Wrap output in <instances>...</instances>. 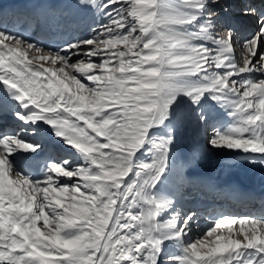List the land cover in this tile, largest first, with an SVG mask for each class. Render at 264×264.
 <instances>
[{
  "label": "snow or ice",
  "instance_id": "obj_1",
  "mask_svg": "<svg viewBox=\"0 0 264 264\" xmlns=\"http://www.w3.org/2000/svg\"><path fill=\"white\" fill-rule=\"evenodd\" d=\"M77 7L90 33L60 46L0 27V120L16 125L0 132V264H264V217L222 216L192 241L198 212L177 210L166 190L183 166L178 97L209 147L264 166V2L240 8L247 34L230 0ZM41 124L80 162L48 157L39 175L18 167V150H42L21 138Z\"/></svg>",
  "mask_w": 264,
  "mask_h": 264
},
{
  "label": "bare ground",
  "instance_id": "obj_2",
  "mask_svg": "<svg viewBox=\"0 0 264 264\" xmlns=\"http://www.w3.org/2000/svg\"><path fill=\"white\" fill-rule=\"evenodd\" d=\"M12 1L14 0H0L1 7L8 4L5 9H0V21L10 15L13 8ZM23 1L25 0H22V2ZM38 1L39 0H31L29 3L24 4L18 2V7L16 8L18 13H11L9 22L5 25L0 23V27L6 26L11 29L12 24L16 22L20 23L22 17L25 16V20L32 18L30 17L31 14L29 12L31 11L34 12V19H38L36 22H39V27L34 33L35 38L38 36L36 34L43 29L44 21L41 24V20L42 17L47 14L50 15V18L48 17V19H50L51 23L57 27V31L58 27H60L58 26V23H61L64 29H68L70 33H73L80 39L89 35L91 23L88 21L87 16L90 17V14L82 8L76 7L82 11V14H85L82 18L76 17V14L73 12V0L72 2L71 0H62L65 4L59 0H42V7H47V11H45L44 8L39 10L35 7ZM254 2L255 0H230V3L233 6V14L238 15H235L238 26L245 34L252 30L253 23L249 18L239 16L240 8L244 4ZM27 4L28 6H26ZM58 6L61 10V14L68 11L69 15H71L68 17V20L71 18L73 25L64 20L65 16L57 19L55 13V16L53 15L51 10L56 9L58 12ZM62 8L64 10H62ZM18 18L20 20H18ZM38 38L43 39V36L40 35ZM238 47L239 45H236V56H238ZM254 77L257 79L261 78L258 73L254 74ZM87 83L89 84V82ZM185 100L186 98L184 97H178V102L174 106L176 108H180L181 105L184 104ZM3 101V92L0 90V105L3 104ZM227 120L228 119L225 120L224 118L223 120L221 119L216 122L219 126H224ZM180 126V124H177L178 132L181 134V136L179 135V138L182 139L181 131L186 135L187 127H185L183 131ZM15 128L16 125L14 122L0 120V132L5 130L13 131ZM40 129V135L36 138L29 136L27 133L22 134L21 138L25 141L33 139L38 140L42 150H39L38 153H33L31 149L18 150L21 157L17 161L18 167L25 171L27 165H39L38 162L46 156L52 157L58 162L65 157L71 156L76 163L80 162L79 153L75 150L69 149L62 141H59L56 137L52 136L51 130L46 126V124H41ZM205 135H207V133L203 129V132L199 134V137L196 139H190V136H184L186 138L183 139L185 140L183 143L187 144L185 147H188V151L191 155L188 154L186 150H184L185 152L179 151L176 146L175 164H182L183 166L174 168V171L169 177V181L166 185V190L174 194L177 210L182 212L196 210L198 212L197 224L193 227L190 234V239L196 238L194 240L201 238V233L203 237L206 230L213 227V221L222 216L264 217V166L247 163L243 154L234 156L230 155L228 153L229 151L223 153L224 149L217 150L204 148L203 150H199V147H202V141ZM233 153L236 154V152L232 151L231 154ZM37 154L40 158L34 159L35 157L33 155ZM49 154L52 155L50 156ZM201 155L205 156V161H200L198 157ZM202 162H204V164H202ZM61 179L63 182L70 183L67 178L62 177ZM243 183L250 185V189L246 188ZM258 200L262 201L259 205L260 208H257L256 210L255 207V210H253L252 207H254V204ZM167 218L168 216L166 215L165 219ZM233 227L238 229L239 225H235Z\"/></svg>",
  "mask_w": 264,
  "mask_h": 264
},
{
  "label": "rangeland",
  "instance_id": "obj_3",
  "mask_svg": "<svg viewBox=\"0 0 264 264\" xmlns=\"http://www.w3.org/2000/svg\"><path fill=\"white\" fill-rule=\"evenodd\" d=\"M31 0H25V1H23L22 2V0H19V3H29ZM76 2H75V4H79V0H75ZM26 6H28V4L26 5ZM76 7H77V5H76ZM233 7V6H232ZM231 10H233V9H231ZM236 12V11H235ZM236 16H238L237 14H235ZM84 15H80L79 14V17L78 18H82ZM90 17H91V15H90ZM88 17L87 16V18H88V21H90L91 20V22L93 23V18L91 17ZM39 39H41V38H39ZM239 51H240V49H239V47H238V56H237V58L239 59ZM46 67H47V65H45ZM255 78V77H254ZM255 79H257V78H255ZM82 82H84V83H86V84H88L87 83V81L85 82V81H82ZM186 101V100H185ZM173 108L174 109H176L175 111H176V117L174 118V122L176 123V124H180L181 126V128H182V130L183 129H185V127H187V131H186V135L184 134V132H182L181 131V133H182V139L181 138H179V140H181V141H179L178 140V144L176 145L177 146V149L179 150V151H184V150H186V152L188 153V154H190L191 155V153L188 151V147H185V146H187V144H185V143H183V141H185V140H183V139H185L186 137H189L190 139H196L197 137H199V134H201L202 132H203V129L202 128H197V127H195V126H193L190 122H189V120H188V116H187V108H186V105H185V103L183 104V105H181V107L180 108H176L175 106H173ZM216 115V120L214 121L215 123H217L216 121H218V120H223L224 118H225V120L226 119H228L227 121H226V124L223 126V127H227L229 124H231L232 122H231V119L230 118H228L227 116H225V115H223V113H216L215 114ZM228 122V123H227ZM231 122V123H230ZM187 125V126H186ZM189 129V130H188ZM184 131V130H183ZM179 135L181 136V134L179 133ZM179 136V137H180ZM184 136H186V137H184ZM206 139H207V135H205L204 137H203V141H202V147L200 148L199 147V150H203L204 148H208V149H211V147H209L208 145H207V143H206ZM183 145H184V149H183ZM180 146V147H179ZM182 149V150H181ZM217 150H219V149H217ZM226 150V151H225ZM229 151V152H228ZM185 152V151H184ZM224 152H228L230 155H234V156H238L239 154H242V153H239V152H236V154L235 153H233V154H231L232 153V151H230V150H227V149H224L223 150V153ZM209 153V152H208ZM225 155V154H224ZM229 155V156H230ZM203 157V158H202ZM204 157L205 156H203V155H201L200 157H198L199 159H200V161H205V159H204ZM204 159V160H203ZM202 164H204V162H202ZM66 183V182H65ZM68 193L66 194V197H65V203H67L68 202V200H67V197H68ZM42 223V222H41ZM200 236L202 237V233L200 234ZM194 239H196V238H193V239H191L192 241H196V240H194Z\"/></svg>",
  "mask_w": 264,
  "mask_h": 264
}]
</instances>
